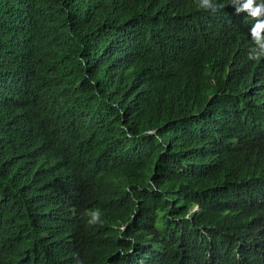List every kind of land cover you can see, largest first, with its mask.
Wrapping results in <instances>:
<instances>
[{
    "label": "trees",
    "instance_id": "trees-1",
    "mask_svg": "<svg viewBox=\"0 0 264 264\" xmlns=\"http://www.w3.org/2000/svg\"><path fill=\"white\" fill-rule=\"evenodd\" d=\"M217 2L0 0V264H245L264 218V146L246 141L264 140V66ZM198 21L225 25L238 69L204 63Z\"/></svg>",
    "mask_w": 264,
    "mask_h": 264
},
{
    "label": "clouds",
    "instance_id": "clouds-1",
    "mask_svg": "<svg viewBox=\"0 0 264 264\" xmlns=\"http://www.w3.org/2000/svg\"><path fill=\"white\" fill-rule=\"evenodd\" d=\"M228 2L231 8L225 11L235 19L243 18L247 21V31L243 39L247 59L252 63L264 66V0H228ZM197 7L210 13L222 10V5L217 0H197ZM190 41L205 64L213 58H220L229 53L231 56L222 61L221 67H228L229 70L240 67L239 49L236 40L229 35L222 22H196L190 30ZM195 74L194 70L185 69L182 72V79L185 83L191 82ZM246 141L264 146V140L259 143L250 139ZM75 146V144H72L71 147L74 148ZM262 159H264V153H262ZM262 193L264 195V191ZM86 215L88 226L101 223L99 209L90 210ZM254 221L257 222V227L249 229L246 235L240 239L237 251V259H240L242 255L245 256L247 260L245 264H251L255 258L254 252L261 250V247L264 246V218H256ZM246 229L247 227L243 230ZM236 233L238 232L227 227V235L230 236ZM76 264H83V262L77 259Z\"/></svg>",
    "mask_w": 264,
    "mask_h": 264
},
{
    "label": "bare ground",
    "instance_id": "bare-ground-1",
    "mask_svg": "<svg viewBox=\"0 0 264 264\" xmlns=\"http://www.w3.org/2000/svg\"><path fill=\"white\" fill-rule=\"evenodd\" d=\"M181 90V89H180Z\"/></svg>",
    "mask_w": 264,
    "mask_h": 264
}]
</instances>
